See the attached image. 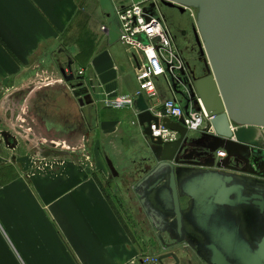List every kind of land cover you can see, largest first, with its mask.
Segmentation results:
<instances>
[{
    "label": "crops",
    "instance_id": "1",
    "mask_svg": "<svg viewBox=\"0 0 264 264\" xmlns=\"http://www.w3.org/2000/svg\"><path fill=\"white\" fill-rule=\"evenodd\" d=\"M104 25L99 0H0V264H144L129 201L155 229L139 179H123L120 161L139 174L150 165L132 142L134 107L107 104L135 93L143 57L110 44ZM69 65L88 89L84 105L62 76ZM158 84L154 112L174 97L164 79ZM34 142L59 162L33 161ZM185 244L173 249L178 264H205Z\"/></svg>",
    "mask_w": 264,
    "mask_h": 264
},
{
    "label": "water",
    "instance_id": "2",
    "mask_svg": "<svg viewBox=\"0 0 264 264\" xmlns=\"http://www.w3.org/2000/svg\"><path fill=\"white\" fill-rule=\"evenodd\" d=\"M142 1L99 0L110 44L122 33L118 10L127 2ZM161 2L196 11L194 29L206 73L197 76L187 60L189 75L184 72L173 87L177 100L184 99L186 113L191 105L200 110L201 101L211 120L205 131H190L180 120L158 116L140 94L133 107L150 169L142 171L135 190L153 228L160 234L171 225L180 235L188 233L191 239L183 242L205 250L206 264H264V0ZM138 40L149 44L145 35ZM61 73L80 104L88 103V89L74 81L72 66ZM161 126L177 132L178 138L155 136L154 129ZM204 138L210 140L200 145ZM193 144L203 162L187 160ZM219 150L226 152L224 158L218 157ZM240 159L253 171L231 165ZM106 162L117 177L108 156ZM161 243L168 250L159 256L160 264L167 258L178 264L171 247L182 242Z\"/></svg>",
    "mask_w": 264,
    "mask_h": 264
},
{
    "label": "built area",
    "instance_id": "3",
    "mask_svg": "<svg viewBox=\"0 0 264 264\" xmlns=\"http://www.w3.org/2000/svg\"><path fill=\"white\" fill-rule=\"evenodd\" d=\"M162 0H143L141 3H126L118 10L122 23L119 41L127 48L136 51L143 59L139 62L137 69L138 89L132 95L122 96L107 101L114 108L133 107L136 98L143 94L150 101L159 96V80L164 79L166 85L174 94V97L166 99L159 110L155 112L158 116L171 117L180 120L190 131L199 132L209 128L210 117L200 101V110L189 109L186 113L183 105L179 103L174 92V83H179L184 77V72L189 75L187 60L183 51L177 44L174 32L165 20L162 12ZM195 19L194 9L187 8ZM107 25L102 30H107ZM145 35L149 44L138 40V36ZM79 76L84 70L78 72ZM211 129V127H210ZM209 131V130H208ZM155 136H161L165 141L176 140L179 134L175 131L160 127L154 129ZM218 157L224 158L226 152L219 150ZM144 264L150 263V258L143 256ZM156 263L159 259L156 257Z\"/></svg>",
    "mask_w": 264,
    "mask_h": 264
},
{
    "label": "flooded vegetation",
    "instance_id": "4",
    "mask_svg": "<svg viewBox=\"0 0 264 264\" xmlns=\"http://www.w3.org/2000/svg\"><path fill=\"white\" fill-rule=\"evenodd\" d=\"M188 9L186 8V11ZM185 12L181 11L178 6H171L167 7L165 6V12L163 14L165 20L168 22L170 27L173 29L172 31L174 32L175 39L176 41L182 43L185 45V49L187 52L193 56V60L190 61V65L194 68V71L196 72L197 76H203L206 73V65H205V55L201 52L199 42L197 41L196 38V32L194 29V22H189L187 19L184 18ZM189 11V10H188ZM195 14V11H194ZM78 80V79H76ZM180 100L181 104L184 106V99L179 97L178 101ZM199 136L198 134H196ZM210 139L204 138L201 142L200 145L207 144V141ZM199 150L197 145L193 144L190 146V150L187 153L188 158L187 160L189 161H204V159L199 155ZM192 151H195L193 155H190ZM146 159V156L144 157ZM142 158V160L144 159ZM147 162V160H144ZM148 163V162H147ZM231 165L234 166V168H239V169H245L249 171H253L252 167L247 164V161H244L243 159H240L238 162L237 161H231ZM262 182V181H260ZM261 187H263L264 191V182L261 183ZM147 216V215H146ZM148 218V217H147ZM149 220V218H148ZM150 222V220H149ZM151 224V222H150ZM152 228L153 225L151 224ZM165 231L161 232L159 234L158 231L155 230L157 237L161 240L164 239L166 240V237L169 239V243H175L177 241L182 242L181 244L185 243L186 239H191L189 237L188 233L185 234H178L175 229L170 225L168 227H165ZM197 243V242H196ZM179 244V245H181ZM178 245V246H179ZM176 245H174L175 247ZM188 253L191 252L193 257L200 259L203 263L206 264V262L203 259V256L205 257L206 251L201 249L198 250L197 248H193L189 244H186Z\"/></svg>",
    "mask_w": 264,
    "mask_h": 264
},
{
    "label": "rangeland",
    "instance_id": "5",
    "mask_svg": "<svg viewBox=\"0 0 264 264\" xmlns=\"http://www.w3.org/2000/svg\"><path fill=\"white\" fill-rule=\"evenodd\" d=\"M161 8H162V12L164 14L165 6L162 5ZM194 16H195V19L192 16L191 12H189L187 10L185 15H184V18L187 19L189 22H194L195 23V21H196V11H195V15ZM101 30H102V27H101ZM177 44L180 47V49L183 51V56L186 58V60H188L189 62L192 61L193 60V56L190 55L187 52V50L185 49V45L180 43V42H178V41H177ZM126 107H130V106H126ZM134 123H135V125H134L135 128H137L136 121ZM132 142H133V145H135L138 149L140 147H142V149H143V151L145 153V150H144L145 143H144V140H143V137L141 135V131H140L139 128H137L134 131V137L132 138ZM32 150L33 151H37L35 153H32V155L30 156L33 161H36V160L38 161L40 158H47V162H50V163L51 162H57V161L59 162V159L54 157V156H47V157L41 156V154L38 153L40 151L39 147H37V144L35 142L33 143ZM83 160L85 161V159H83ZM88 160H89V158H88ZM120 163H123V164H120V165L124 166V167L121 168L122 171L124 172V175H121V177L123 179L127 180L128 182H131L133 180L132 178L134 177V180L132 181V183H133L137 179H140L141 176L143 175V173H141V172L139 174V171H135L134 172V170H132L131 160H129L127 157L122 158ZM109 178L111 179V177H109ZM111 182H112V179H111ZM129 202L131 204V209L130 210L128 209V212H129L132 220H133V218L135 219L133 221V223L136 222L138 227L142 230L140 237H142V246H143L144 256L150 258V263H146V264H157L156 263V257L159 259V256L161 254L165 253L168 249L165 250L163 248L161 240L156 236V233L151 229V227L148 225V223L145 224L143 222V220H145V218L144 217H143V219L141 218V215L138 213V209H137V207L140 204L138 202L136 203L135 201H133V202L129 201ZM133 223L129 222L130 226H132ZM165 241L168 242V243L170 242L168 237H166ZM181 245H179V246L181 247ZM179 246H177L175 248H173V247H171V248L173 250V249L179 248Z\"/></svg>",
    "mask_w": 264,
    "mask_h": 264
},
{
    "label": "trees",
    "instance_id": "6",
    "mask_svg": "<svg viewBox=\"0 0 264 264\" xmlns=\"http://www.w3.org/2000/svg\"><path fill=\"white\" fill-rule=\"evenodd\" d=\"M74 81H75V82H80L79 79H78V80L75 79Z\"/></svg>",
    "mask_w": 264,
    "mask_h": 264
}]
</instances>
